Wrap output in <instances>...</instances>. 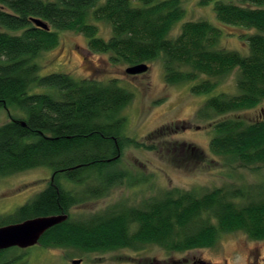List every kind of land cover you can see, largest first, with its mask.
I'll use <instances>...</instances> for the list:
<instances>
[{"label":"trees","instance_id":"1","mask_svg":"<svg viewBox=\"0 0 264 264\" xmlns=\"http://www.w3.org/2000/svg\"><path fill=\"white\" fill-rule=\"evenodd\" d=\"M238 1L249 6L215 1L213 9L222 25L253 30L246 36L245 56L218 49L221 30L206 21H187L169 39L183 18L181 0H0V109L8 115L0 125V177L38 167L50 168L53 176L44 190L1 216L0 226L66 214L39 244L84 252L137 243L182 252L211 247L220 232L233 231L264 240V200L237 204L240 190L216 189L200 196L176 190L144 209L125 207L72 219L74 208L106 197L128 176L115 167L125 147H141L122 134L120 112L132 95L115 81L100 84L65 73L39 76L37 62L56 46L58 32L74 31L88 39L91 51L112 55L111 62L134 66L161 57L168 83H192L201 77L190 88L196 95L212 94L215 80L237 70L238 95L210 96L198 118L254 109L264 99V0ZM32 19L44 22L48 30L36 27ZM92 21L107 23L110 36L97 37ZM213 130L209 148L214 155L246 166L264 164V120L224 118L213 123ZM188 149L179 150V162L200 161L202 151ZM8 250L0 251V264H15L5 259Z\"/></svg>","mask_w":264,"mask_h":264},{"label":"rangeland","instance_id":"2","mask_svg":"<svg viewBox=\"0 0 264 264\" xmlns=\"http://www.w3.org/2000/svg\"><path fill=\"white\" fill-rule=\"evenodd\" d=\"M202 1L181 0L183 18L167 37L176 38L181 25L187 21H206L221 30L218 49L247 55L246 36L253 30L222 25L216 18L213 4L215 1L249 4L238 0H210L208 4ZM91 23L96 25L97 37L107 39L110 36L107 23ZM111 60L110 54L91 51L88 39L74 31L58 32L56 46L37 58L41 65L39 76L65 73L75 80L100 84L115 81L132 95L131 101L120 112L124 119L122 134L141 147H125L115 167L126 171L128 176L111 188L106 197L91 199L74 208L72 219L125 207L144 209L151 201L176 190L190 191L198 196L216 189L227 193L240 190L243 195L234 199L237 204L264 200V164L246 166L225 156H216L209 148V142L216 134L213 123L232 117L248 122L264 120V99L254 109L221 117L213 114L210 119L197 116L210 96L219 93L238 95L237 70L215 80L216 88L212 94L196 95L190 88L199 83L201 77L192 83H168L161 57L145 62L148 70L138 75H127L124 70L129 65ZM42 91L48 93V89ZM6 121L8 115L0 109V125ZM154 134L160 137L156 138ZM189 147L202 151L200 161L189 158L179 162V150L188 152ZM51 175L50 168L38 167L0 177V218L13 213L44 190ZM134 230V225L130 226V231ZM4 257L15 260V264H73L74 260H78V264H264V240L252 239L243 231L220 232L213 246L182 252L166 250L152 243H137L132 248L104 252L44 247L38 243L26 249L10 248Z\"/></svg>","mask_w":264,"mask_h":264},{"label":"water","instance_id":"3","mask_svg":"<svg viewBox=\"0 0 264 264\" xmlns=\"http://www.w3.org/2000/svg\"><path fill=\"white\" fill-rule=\"evenodd\" d=\"M36 27L48 30V26L39 19H32ZM148 70V66L140 63L127 67L124 72L127 75H138ZM23 125L24 123L21 122ZM51 176L50 181H52ZM67 219L66 214L36 217L18 223H10L0 226V251L10 248L26 249L39 243L41 236L50 228L62 223ZM73 264H78L74 260Z\"/></svg>","mask_w":264,"mask_h":264},{"label":"flooded vegetation","instance_id":"4","mask_svg":"<svg viewBox=\"0 0 264 264\" xmlns=\"http://www.w3.org/2000/svg\"><path fill=\"white\" fill-rule=\"evenodd\" d=\"M174 264H175V262H174Z\"/></svg>","mask_w":264,"mask_h":264}]
</instances>
